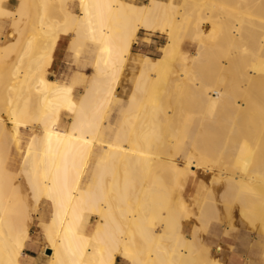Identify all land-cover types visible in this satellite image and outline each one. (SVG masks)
Listing matches in <instances>:
<instances>
[{"label": "bare ground", "instance_id": "obj_1", "mask_svg": "<svg viewBox=\"0 0 264 264\" xmlns=\"http://www.w3.org/2000/svg\"><path fill=\"white\" fill-rule=\"evenodd\" d=\"M28 1L18 0V6L13 12L5 7L10 0H0V20L12 18L13 28L9 38L7 37L8 42L0 44V65L2 64L0 70L6 67L3 65L4 62L6 65V61L1 60L2 57L10 59L14 52L17 55L19 53L20 58L27 60V63L25 62L27 65L24 63L23 66L26 65L29 70L26 72L24 68V75L17 76L16 72L12 71L14 69H11L12 73H8L11 75L7 79H2L3 72L0 71V86L3 88V95L8 96V99L4 96L2 98L9 101L8 108L4 105V108H7L6 116H0V145L5 144L8 150L7 157H9L6 168H3L6 161L3 162L0 159L3 164L0 165L2 167L0 168V189L3 178L7 185L11 183L10 186L16 183L13 182L14 179H19L18 174L8 170L17 165V158L11 157V143H14L22 127L28 129L34 126L38 132L35 131L28 143L19 174H23L26 179V189L31 199V201H25L27 216L32 217V210L35 212L43 201L50 207L49 220L42 219L41 223L39 222L42 226L43 238L45 237L48 243L46 248L51 252L48 256L49 264H115L118 257L123 258L128 264H196L199 252L198 245L194 241L199 239L197 227L200 224L198 225L194 220L202 222L209 213L214 212L213 209L211 211V205L215 204L213 189L202 182L196 183L194 191L189 196L194 209L189 208L181 198L171 205L169 203L171 199L168 197L166 199L162 195L165 201L161 202L162 196L157 195L152 188L154 183V186L157 185L155 180L157 178L158 182L160 177L157 175L161 171H164L161 172L163 175L164 173L167 175V171L171 172L173 177L171 173L170 177L177 183L181 180L185 182L192 180L190 175L191 173L195 175L196 169L209 174L213 173V175L210 174L213 178L209 184H225L223 193L218 187L217 190L222 194L219 199L223 198L225 205L223 208L227 209L226 212L232 213L236 210L242 219L251 223V225L248 223L249 226L254 227L255 223L258 224L257 227L264 234V0L257 1L258 4L256 2L257 5L252 8L250 6L255 4L250 5L252 0H243L247 3L242 5H250L248 8L247 6L243 8L241 5L243 1L237 0L241 6L239 7V2H236L238 7L234 6L237 9H234L235 11L229 10L233 4L227 9L228 4L226 3L225 6L220 0H180L179 9L178 4H174L172 0L167 2L147 0L148 2L146 1L147 3L143 5L126 0H78L81 9L79 15L65 8L63 13L60 10V13L64 14V22L67 25L65 29L63 28L64 30H60H63L64 35L72 30L75 33L73 42L80 38H82L80 41H83L85 38L97 44L95 75L93 74L90 78L91 83L89 82V86L85 88L81 99L76 101L73 92L77 84L74 82L68 85L61 84L39 74L38 79H34V81L37 80L32 89L34 90L32 93L35 94L34 99H38L36 108L33 106L35 109L28 103L31 102L30 97L26 99L25 104L22 102L21 106L17 103L23 100L24 91L30 90L29 83L33 82L31 79L34 78L31 76L30 72L34 74L31 69L39 67L37 60L42 50L38 52L40 48L38 43L43 39H46V43L50 39L52 45L58 42L59 34L56 32V26L59 27L60 23L57 22V24L56 19L53 21L54 13L52 12L55 7L58 11L59 2L63 1L64 4V0H39L40 15L37 14L38 0L35 2L37 5L33 3L35 8H32L31 4L32 11L36 10L35 15L31 12L35 21L33 20L30 25L31 34L26 37L25 42L22 41L20 44L19 41L23 38L21 35L24 32V21L26 22L28 15ZM55 1L59 4H55ZM249 1L251 2L248 3ZM170 12L175 13V16L172 14L173 16L169 17H173L172 19L168 18ZM162 18H168L169 29L162 27V24L160 27L159 20ZM207 24L213 26V28L210 27L213 30L206 36L208 41H211L209 45L203 37ZM158 28L159 31L167 33V42L163 46L162 55L156 59L146 55H134L132 49L138 32L140 30L157 31ZM188 38L192 39V43L186 45L185 40ZM218 38L221 39V46L215 47L212 41ZM42 45L41 48H43ZM76 46L75 49L78 47ZM187 46L195 50L190 56L184 51ZM208 51L211 54L220 51L223 61L219 60L216 64L214 63L216 61H210L214 66L207 72L197 70L194 65L201 67L203 61L206 63L205 60H211L206 59L209 55ZM48 54L46 55L45 52L43 59L46 56L48 58ZM180 58H182L183 66L178 65L182 69L178 72L177 79L169 81L173 86L171 110L160 108L157 122L161 130L156 131L157 134L159 132L160 140L163 136L161 141L170 146L168 149L173 150L171 155L174 156L180 151L171 148L173 142L170 141L171 138H176L174 146L183 149L179 159L171 155L165 156L163 151L153 155L155 152L159 153L156 151L159 143L157 149L155 144V150L154 148L152 150L151 143L149 145L151 150L149 148L146 150L149 151L148 153L153 152L150 155L155 156L154 158L149 155L147 157L150 159L146 156V159L142 158L146 155L142 153L145 147L153 140H144L148 142L147 145L144 143L146 146L139 141L135 143V140H132L134 135H139L138 137L143 139L142 136L145 134L139 130L142 136L140 134H129L132 138L126 134L124 136L123 133L126 132L121 126L125 123L120 126L112 142L104 141L100 135L104 126L105 110L115 98L126 95V92H119L125 67L131 65L138 70L131 91L127 95L129 105L126 112L134 115L143 111L140 108L142 107L140 98L143 100L144 97L146 104H151L156 97L163 94L166 96V88L164 89L162 84L163 76L165 77L169 67ZM49 59L52 60L53 57ZM188 61L191 62V69L187 68ZM204 63L203 67H206L208 64L204 65ZM9 65L7 63V66ZM8 69L10 67L5 69V74ZM203 72L205 74L202 75ZM34 75L36 77L37 73ZM0 103L2 105L7 102ZM183 104L186 107L193 106L192 109H199L197 113L202 121L200 127L202 126L205 130L202 134L197 127L199 133L193 137L194 140L191 145L189 144V149L183 147L187 145L185 141L179 143L176 134L181 128L178 125L179 128L176 129V125L185 111ZM188 108L190 107L188 106L186 110ZM150 110L149 115L153 112L151 110L150 113ZM63 111L73 115L67 130L59 126ZM140 114L142 115L143 112ZM140 114L139 118H135L134 115V118L130 119L127 117L129 114L126 113L127 122L128 119L131 120L128 125L132 123V120L134 123L136 119L139 121ZM149 115H147L148 118ZM146 119L140 120L141 123ZM124 120L123 122H126ZM148 120L151 126L154 119ZM138 121L136 123H139ZM147 126L145 124L144 128ZM150 126L148 128H151ZM133 128L128 131L138 133L137 128L134 130ZM167 137H171L169 141L171 145L165 141ZM147 138L150 139V136L148 135ZM124 141H127L129 146L131 144V147H125ZM137 142L141 144L140 147L145 146L141 149L142 155L139 156L136 151L139 149ZM95 147L100 148L102 152L96 154ZM93 157L95 158L93 178L84 188L83 183ZM9 173L13 174L12 178L5 177V175L10 176ZM9 179L13 180L10 182ZM162 180H159L161 184ZM170 181L173 182L172 179ZM138 185L141 186L138 187L139 189ZM19 186L21 184L13 188ZM159 187L162 188V185ZM18 189L21 191L20 187ZM161 192L164 194V189ZM211 200L213 203L210 202ZM121 203L124 204V208L121 207ZM217 212L210 215H213V218L216 217L213 219L216 221L218 216L214 215L219 214L220 210ZM15 213L11 199L5 197V200L0 203V264H29L26 249L31 245L30 230L25 228L21 232H13L11 216ZM210 216L209 219L212 218ZM224 216L226 217L227 213ZM93 217L97 218L94 225H92ZM235 218H231V221ZM219 219L221 221V217ZM204 222L209 223L208 220L202 223ZM189 223H194L195 226L191 236H186L184 229ZM204 224L205 228L206 223ZM157 227H160L161 231H158ZM206 229L207 227L202 228L204 231ZM165 239H169L174 247L171 252L168 251L169 253L162 251ZM221 247H223L222 244L216 249L218 252L221 251L220 253H222ZM212 261L210 264L217 263L216 260Z\"/></svg>", "mask_w": 264, "mask_h": 264}, {"label": "rangeland", "instance_id": "obj_2", "mask_svg": "<svg viewBox=\"0 0 264 264\" xmlns=\"http://www.w3.org/2000/svg\"><path fill=\"white\" fill-rule=\"evenodd\" d=\"M126 1L132 2V3L137 4V5H143V4H146L148 2L147 0H126ZM163 1L167 2L169 0H163ZM172 1H173L174 4H176V5L178 4L177 5V8L179 9L180 8V5H181V1L180 0H172ZM220 1H222L225 6L228 4L226 6V8L227 7L229 8L233 4V6H232L233 9L230 7L231 9H229V10H234V9L237 10L236 8H234L235 5L237 6V4H235L237 2V0L236 1L235 0L234 1L233 0H220ZM224 1H225V3H224ZM253 1L254 0H252V2L251 1L248 2V3L251 2L250 5L253 4V3H255L254 5H251V6L248 4L251 8L252 7H255L258 4L257 1H259V0H255V2H253ZM35 2H36V0L34 2H32V0H29L28 1V15H27V20H26V22L24 21V23H25L24 28H23V31L24 32L21 35L23 38L20 41L18 39V41L20 42V44L22 43V41L25 42L26 39H27L26 37L31 34L30 33V25H31L32 21L34 20L33 19L34 15H35L34 12H36L35 9L32 11V8H35L36 7L35 5H33V3L37 5V3H35ZM62 2L63 1H60L59 2L61 5L58 2H56L55 4H59L60 8H59L58 11H56V9H58V8L55 7V10H54L55 12L54 11L52 12L55 15V18H54V15H52L53 16V19H54L53 21H55V19H56L55 22L56 23L57 22L60 23L59 24V27L60 28L57 25L58 23L57 24L55 22H54L55 24L53 23L55 26L57 25L56 26V32H58L59 38H60V36L64 35L62 31L65 29V27H67V25L64 22V20H65V17H63L64 14H62L63 13V8L73 11L71 7L74 6L76 12L78 13V11H79L78 8H77V2H78V0H67V2H65V0H64V4L65 5ZM256 2H257V4H256ZM242 3H247V2L246 1L241 2V5H242ZM17 4H18V1L17 0H13L9 4H7L5 7L7 9L15 12L16 7H17ZM31 4H32V8H30ZM55 4H53V5H55ZM239 4H240V2L238 3V5ZM62 5L64 7H62ZM241 5H239V7ZM246 6H247V4H246ZM246 6H243V8L244 7L246 8ZM249 6H247V8ZM39 8H40V6H39V0H38L37 14L40 15L41 14V11H40ZM60 10H62L61 11L62 13H60ZM31 12H33L34 15H32ZM56 12H58V13L56 14ZM80 13H81V9H80ZM80 13H78L77 15H79ZM172 14H173V12H172ZM172 14L170 12L168 14L169 15L168 18ZM173 15L175 16V13ZM168 18H162V19L159 20L160 27H161V24H162V27H164L165 29L166 28L169 29V20H168ZM172 18H169V19H172ZM11 23H12V18H10V19L9 18L8 19H1L0 20V34H1V36L4 37V39H0V44L1 45L2 44H5V42H8V39L6 38V36L8 35L9 32L13 31V28L11 26ZM61 23L63 25H61ZM210 27L213 28V26L211 24H207L205 26V30L206 31H205V33L203 35V37H205L204 39L206 40L207 45H209V43H211V41H208V39L206 38V36L211 32V30H213ZM60 29H63V30H60ZM159 30H160L159 28H158L157 31H154V30H150V31L149 30H144V31L143 30H140L138 32V34H137V37L135 38V44L133 45V49H132L133 54L134 55H140V56H145L146 55V56L151 57L152 59L159 58L162 55V53H163L162 52L163 51V46L167 42V33H163V32H161ZM69 33H72L73 36L75 35V33L72 30L69 31ZM80 39H82V38H80ZM80 39H76V40L80 41ZM69 40H70V38L68 39V41ZM76 40H75V42L72 43L73 44L72 45L73 48L71 47V49H70V52L72 53V56H71V53L69 52L68 47H67V50L64 53L62 59L57 60L56 62H55V50L57 48V43L58 42H56L55 44L52 45L50 39H49V42L48 43H46L47 42L46 39L41 40L39 42V43H41V45H42V43L49 44V45L44 44V46L42 45L43 48L45 47L44 50H43V48H41V45L38 43V45L40 47L38 49L39 50L38 52H41V50H42V52L39 53L40 56H38V53H36L37 56L39 57V59L37 60V62L39 64L38 65L39 67L38 68L36 67L34 69H31V70L34 71V74L37 73V75L35 77V75L32 74L33 72H30L31 73V76L34 77V78L32 77L33 79H31V80H33V82L30 81V83H29V88H30L31 91L30 90L29 91L27 90V92L24 91L23 96H22V99L23 100H20L17 103L19 106H21L22 105V102L24 103L26 101V99L27 98L29 99V97H30L31 102H28V103L31 104V108H34V107L36 108V104H37L36 102H38L37 101L38 99L37 100L34 99L35 96L33 97V95H35V94L32 93V91H34L32 89H34V86L36 85V80L38 79L39 74L40 75L43 74L45 76L48 72H49L48 74L52 76L51 77L52 79L57 78L60 82H64V83H69L70 77H71V75L75 71H82L85 74H87V75H81V76L79 75V79H78L79 81L78 80L76 81V84H78V85H77V87H76V89L74 91V99L76 101L79 100V98L81 97V93L84 92L85 91V88L87 86H89V84L91 83L90 78L93 77V74L95 75L94 67H95V61H96L97 56H98V49H97V44L95 42L91 41L90 39H85L84 38L83 41L82 40L80 41L82 44L80 42L76 41ZM185 42H186V45H189L190 43H192V39L190 38V40H189V38H188V39L185 40ZM220 42H221V39H219V38L217 40H215V41H212V43H213V45L215 47H217V45L218 46L219 45L221 46V43ZM80 44L82 45V47H81ZM45 45L47 46V49H46V46ZM68 46H69V44H68ZM75 46L77 47L76 48L77 50L75 49ZM45 49H46V51H45ZM51 51H52V56H51ZM184 51L187 52V55L190 56L195 50H194V48H191V47H188L187 46ZM45 52H46V55L49 53L48 54V58L46 56L43 59V57L45 56ZM208 52H209V55H207L208 58H206V59L209 60V58H210L211 60H209V61H206L205 60L206 63H204V61H203L202 64H201V67L198 66V65H194V67L197 68V70H199V71L202 70L204 72H207V71H209V70L212 69L211 67L214 66V64H213V66L211 65V62L216 61V62H214L216 64V63H219V60L220 61H223L222 57L220 56V54H221L220 51H216V54L215 53L211 54L210 51H208ZM12 55L13 56L10 59L9 58L6 59L5 57H2V59H1V60L6 61V65L4 64L5 62L3 63V65L6 66L5 69H7V68L10 67V69H8V72H6V74H5V71L6 70L4 68H3L4 70L1 68V70L3 72V73L1 72L3 74L2 75V79L9 78L10 77L9 75H11V74H8V73L9 72L12 73V71L13 72H16L17 76L24 75L23 74L25 72L24 71L25 70L24 68H26V70H27L26 72L29 71L27 69V66H26L27 65L26 64L27 63V60L26 59L20 58L21 55L19 53L17 55L14 52ZM49 55H50V57H49ZM212 55H213V57H212ZM214 56H216V57H214ZM52 57H53L52 60L49 59V58H52ZM9 62H10V65H9ZM209 62H210V68H209V64H208ZM7 63H8L9 66H7ZM24 63L26 65L23 66ZM46 63H48V64H46ZM175 63L171 67H169V69H168V71L166 73L167 76L166 75H165V77L163 76V83L162 84H163L164 89L166 88V90H165V92H167V94L165 93L166 96H164V94H163V96L156 97V99L151 102L152 105L150 103H149L150 105L148 103L146 104V102L144 100V97H143V100H141V98H140V101H142V103H141L142 104V107H140V108H142V110H143L141 112H143V114H145V116H142L143 114L141 115L140 114L141 112H139V114L141 115V118H143L144 120L147 118L146 119L147 122L145 121V122H142L141 123V121H143V119H141V118L139 119V121H138V119L135 120L136 122L138 121L139 123H136V122L134 123L133 120H132V123L131 122H130L131 124L129 123L130 127L128 125V122L131 121L130 119L134 118L133 117L134 115L136 116L135 118H137L139 116V114L137 113L138 114V116H137V114H134L133 115V114H130L129 112H126V110L128 108V105H129V99H127V95L131 91V88L133 86V83H134V80H135V77H136V74H137L138 70H137V68L136 69L133 68L134 66H131V65H128L127 67H125L124 71L122 72L121 81H120V84H119V92H121V93L126 92V95H122V97L115 98L112 102H110L111 104H109L110 105V106H108L109 108L107 107V110H105V116L103 117V121H104L103 125L104 126H102L101 135H100L101 138L104 141L112 142L113 139L115 138L116 132L119 131L120 126L123 123H125L127 125L124 124V125L121 126V127H123L124 132H126V133H123L124 136H125V134L127 136H130L129 134H133V135L134 134H140L142 136V133L144 132L145 135L142 136L143 139H141L140 137H138L139 135L138 136L137 135H134L135 136L134 137L135 139L131 137L132 135L130 136L132 138V140H135L134 141L135 143H136V141H139V143H141V144L143 143L142 145H145L144 143H146V145H147L148 142H145V141L153 140V141H150V144H148V146H146V145H145L146 147L143 146V147H145V149L143 147H140L141 144H139L137 142V144L139 146L138 147L139 149L136 150L139 153V154L137 153L138 156L139 155H142V153H144V154L146 153V155H143V157L142 156H140V157L145 158V156H146V158H149L150 156H152V158H154L155 156H153V155L160 154L159 151H163L162 153L165 156L173 154V150L172 151H169V149H168L170 146H168V144H163L165 142H162L161 141L162 138H163V136H161V140H160L158 138V137H160L158 135L159 132L157 134L156 131H158V130L160 131L161 130L160 125L157 122V120H158V112H159L160 108L161 109H166V110H169V109L171 110V106H172L171 103L173 101L172 100V96H171L173 91H171V90L173 89V86H172V83L169 82V81L170 80L173 81V79H177L178 74H179L178 72H180V70L182 69V68H180V66H183L181 64L182 63V58L176 60ZM203 63H204V65L205 64H208V65H206V67H203ZM186 65H187V68L190 67V69H191L192 66H190L191 65V62L190 61L186 62ZM53 67H55V70H56L55 73H53L52 70H51ZM194 67H193V69H194ZM11 69H14V70L11 71ZM37 69H39V70H37ZM39 71H41V72H39ZM204 72L202 73V75L205 74ZM200 74H201V72H200ZM5 76H6V78H5ZM0 78H1V74H0ZM35 78H37V79L34 81ZM164 82H166V83H164ZM168 83H170V84H168ZM165 84H167V85H165ZM167 88H168L169 91L167 90ZM0 89H2L1 92H0V99L2 98V96L7 97L5 99H8V96H6V94L3 95L4 92H3V88L1 86H0ZM2 99H3V101H2ZM2 99L0 100V102H3V103L7 102V103L6 104H2V105L0 103V105L2 106V107H0L1 108L0 109V116H6V114H5L6 112L5 111L8 108V104H9L8 102L9 101L8 100H5L4 98H2ZM4 100H5V102H4ZM145 104L146 105H149L148 106L149 108L152 107L151 110L153 112L148 107H146ZM4 105H7V108H4L5 107ZM188 106L190 107V108H188L189 111L186 110ZM188 106L187 107L186 106L184 107V110L185 111L183 112V115L181 117L182 120L180 119V121H178V124L176 125V129L181 126L180 130L176 133L177 134V137H178L177 140L179 139V143L181 141H185L186 142L187 145H184L183 146L185 149H187V148L189 149L190 148L189 144L191 145L193 143V140H194L193 137H196L197 136V133H199L201 131L202 134H203L205 132V130L203 129V127L202 126H201L202 128L200 127L202 121H201V116L197 113V110L199 111V109H197V110H196V108H193L192 109L191 107H193V106H190V105H188ZM147 108L150 110V113L152 112V114H150V115L148 114L149 113V110ZM106 111H108V112H106ZM190 111H192V113ZM188 112H190V113H188ZM126 113L129 114V116H127V117L130 118V119H128L129 120L128 122H127ZM193 113H195L196 115H194ZM146 114L149 115L150 120L154 119L152 122L150 121L152 123L151 126H150V124H148L149 123V120H148L149 118H148V116ZM131 115H132V117H130ZM151 115H152V117H151ZM72 117H73L72 114L70 115V113L68 111H64L63 114H62V120L63 121H60V123H59L60 128L61 129H64V130L65 129L67 130L68 127H69V124L71 122ZM125 117H126V120H124ZM123 120L126 121L127 123L126 122H123ZM180 122H182V123H180ZM189 122H190V124H189ZM143 123H144V125H143ZM157 123H158V125L155 126L154 124H157ZM135 124H137V126ZM139 124H140V126H139ZM145 124H146V126L147 125L148 126L144 128ZM178 125H179V127H178ZM134 126H136V128H137L136 131H138V133H136V132L130 133V131H128L129 129H132ZM149 126L151 128H148ZM187 127H189V128H187ZM197 127L199 128V132L197 131V129H198ZM134 128H133V130H134ZM155 128H157V129H155ZM182 128H183V130H182ZM35 129L36 128H34V126L29 127L28 129L22 127L21 130H20L21 132H19V134L16 136L14 143H11V146H10L11 157L12 158H14V157L17 158V166H16V169L15 170H11V169H8V170L11 171V172H13V174H18V178L19 179H14V180L13 179H11V180L9 179V180H10V182L13 180V182L15 181L16 183L21 184V186H19L20 189H21V191L18 189L19 187L18 188H13V186H18V184L14 183V185L10 186L11 183L9 184V182H8L9 185H7V183L4 182V178H3L2 185H1V189H0V191H1L0 192L1 193L0 194L1 195L0 196V203L5 200V197H8V198L11 199V205L14 206V209L16 211V213L13 214V216H11V225H12V228H13L12 230H13L14 233L21 232L25 228H29V230H30V242H31V245H29L28 248L26 249V255H27V259L29 260L28 261L29 264H49V261L50 260H49V257L48 256L50 255L51 252L46 248V247H48V243H46L47 241H46L45 237L43 238L44 234L42 232V226L40 224L41 223L40 220H42V219L45 220V221H48L49 220L50 215H51V213H50L51 212L50 211V207L46 204V202L43 201L40 204V206L37 208V210H38V211L36 210L37 212L36 211L34 212V210H32V212H31L32 213V217L27 216L26 210H25V203H26L25 201H31V199H30V196H29V192L26 189L27 188V185L25 184L26 183V179L24 178L23 174H19V171H20V168H21V162H22L23 156L25 154V151L27 150L28 142L34 136L35 131L38 132L37 131L38 129H36V130ZM139 130L142 133H139ZM149 130H151V131H149ZM153 130H154V132H152ZM203 130H204V132H203ZM110 131L112 133H109ZM145 131L147 133L148 132L149 133L147 134ZM109 134H111L112 136L109 135ZM148 135L150 136V139L147 138ZM190 135H192V137H189ZM136 136H137V138H136ZM152 136L154 137V139H151V138H153ZM170 138L171 137H169V138L167 137V140H165V141L168 143L170 141ZM191 138H192V140H191ZM142 141H144V142H142ZM175 141H176V138H171V141L170 142L171 143L173 142V143L171 145V143L169 142V144L171 145V148L173 147L174 150L177 149L176 151L179 150L180 152L179 153L176 152L175 153L176 156H174V155H171V156H174V158L179 159V157L181 156V154L183 152V149L176 148L174 146V142ZM126 142H125V144L123 143L124 146L126 145L125 147H131V144L129 146L128 145L129 143L128 142L126 143ZM151 143L153 145V147L150 146V148H152V150L155 147L154 146L155 144H156V149H157V144L159 143L158 147L161 150H159V148H158V150H156L159 153H156V152L153 153L152 152L153 155H150L152 153H148L149 151L148 152L146 151L149 148V145H151ZM142 148L146 152L145 151L142 152L141 151ZM0 149H1L0 150V153L3 151L0 154V156L2 155L1 156L2 158L0 157V159H2L3 162L6 161L4 163L5 165H3L2 164V160H1V162H0L1 164L0 165H3V168H6L7 165H8V162H9V160H8L9 157H7V151L8 150H7V147L5 146V144L0 145ZM94 150H95L96 154L102 152V150L100 148H97V147H95ZM138 150H140V152ZM154 150H155V148H154ZM169 152H172V153H169ZM163 154H162V156H163ZM147 155H149V157H147ZM165 156H163V157H165ZM5 157H7V159ZM94 163H95V158L93 157L91 159V161H90L89 166H88L87 176H86V179L84 180V183H83V187L84 188L89 185L90 181L93 178L92 175H93L94 169H95ZM0 168H2V167L0 166ZM194 171H195V175H194V173L193 174L191 173V175H190L192 177V180L190 179V180H188L186 182L183 181V180H181V181H179V183H177L175 181L178 184V185L176 184V186H174L175 185V182L173 181L174 178H172L173 177V174L171 172H168L167 171V173H168L167 175H166V173H164V175H163V173H161V172H164V171H161L160 173L158 172L159 174L157 173L158 174L157 176H159L161 180L163 179L162 180L163 182L161 184V181H159L160 179L158 177V179H159L158 180L159 184H158L157 178H156V180H155V182L157 184L156 186L159 187V186L162 185V188L167 193V196H166V193L165 192H164V194L161 192V190H163L161 187L158 188V187L154 186L155 183H154V185H153L152 188H154L153 190H154V192L156 191L155 193L157 195H159V196L164 195L166 197V199L170 198L171 200L169 201V203L171 205L175 204L177 202V200L179 198H181L189 206V208L194 209V206L191 203V199H190L189 196L194 191L195 186H196V183L202 182L205 186L208 187L210 185L212 187V189H213V196H214L213 199H215V200H213V202L216 205L215 204H212L211 205V211L213 209V211L216 212V213H218L217 212L218 210H220V212H219V214H215L214 215V216H218L217 221L216 220H213V219H216V217L213 218V215L210 216L211 214H214V212H211V213L208 214L212 218L209 219V216L207 215V217L203 220V221H205V220L207 221L208 220V222H209L208 224H207V222H204V223H206L205 228L207 227V229L205 231L202 230V228L205 229L204 228V225L205 224L202 223L203 221L201 222L199 220H194L195 222H197L198 225L200 224L199 227H197L199 230L196 228V231L198 230L197 233H198L199 239L194 241L198 245V247H197L198 250L197 251L199 252L198 255H197L196 264H210L214 257L215 258H214L213 261L216 260V262L218 264L219 263L226 264L227 262H229L232 259L235 260L238 264H248V263L249 264H264V258H263L264 257L263 256L264 255V234H262L261 231H260V229L257 227L258 224L256 225V223H255V226L254 227L256 229H254V227H252L253 225L252 226H249V224L251 225V223L249 221L245 220V219H242L239 216V214L237 213L236 210H234L232 213L226 212L227 209L226 208L225 209L223 208V205H224L223 204L224 203L223 198L222 199H219L222 196V194L220 193L219 190H221V192L223 193V191L225 190V187H224L225 184H223V183L216 184V185L213 184V183L212 184H209L210 180L212 181L211 178H213V176L211 177L210 174L213 175V173H210L209 174V173H206V172H202L203 170L201 171L199 169H196ZM2 173H3V171H2ZM170 173L172 174V177H170L171 176ZM13 174L10 175V173H9L10 176H6L5 175V177L6 178L11 177ZM161 176H162V178H161ZM166 176H169L170 179H169V177H166ZM164 177H165V179H164ZM22 179L24 181H21ZM171 179H172L173 182L170 181ZM6 181H8V179ZM4 183H6V184H4ZM168 184L169 185L172 184V186L171 185L168 186ZM139 185L137 186V188L138 187H141ZM217 187L219 188V190H217L218 189ZM155 188L156 189L158 188V189L155 190ZM157 192L158 193L161 192L162 194L161 193L158 194ZM216 197H218V198H216ZM160 199H162L161 202L165 201V199H164L163 196H162V198L160 197ZM174 199H176L175 202H174ZM210 202L213 203L212 200ZM123 206H124V204L122 205V203H121V207H123ZM40 207H41V209H40ZM213 207L218 208V209H216L217 211ZM123 208H120V209H123ZM225 212L227 213V216L226 217L224 216V215H226ZM220 214H221V216H219ZM237 214H238V216H237ZM229 215H231V216H229ZM228 216L231 217V218H235V217L236 218L231 221V218H229ZM220 217H221V221L219 219ZM229 221L231 222L230 223L231 225L229 224ZM96 222H97V218L93 217V219H92V225H94ZM194 226H195V224H194ZM157 230L158 231H161V228L160 227H157ZM184 233H185L186 236L187 235L188 236H191L190 233H188L186 230H184ZM166 241H169V239L168 240L165 239L163 241V244L165 246L162 247V249L164 248V250H162V251L164 253H169L168 251L171 252V249L174 248V247H172V243H170V241L169 242H166ZM220 244H222V246H223L221 248H222V253H224V254L220 253L221 251L218 252L216 250L217 249V246L220 245ZM213 254H214V256H213ZM218 254H219V256H218ZM216 255H217V257H216ZM217 259H218V261H217ZM221 260H223V261H221ZM217 263H215V264H217Z\"/></svg>", "mask_w": 264, "mask_h": 264}, {"label": "crops", "instance_id": "obj_3", "mask_svg": "<svg viewBox=\"0 0 264 264\" xmlns=\"http://www.w3.org/2000/svg\"><path fill=\"white\" fill-rule=\"evenodd\" d=\"M11 1H13V0H10V2ZM18 1V0H17ZM17 6H18V4H17ZM72 8V10H73V12L75 13V14H78V13H80V6H79V3L77 2V8H78V13L76 12V10H75V7L73 6V7H71ZM9 34H10V32L8 33V35L6 36V38L7 37H9ZM61 38V39H60ZM60 38H59V40H58V43H57V48H56V50H55V62L57 61V60H60V59H62V57H63V55H64V53L66 52V50H67V47H68V50H69V52H70V49H71V47L70 46H72V43H73V34L72 33H68L67 35H62V36H60ZM70 38V40L68 41V39ZM72 38V39H71ZM0 39H4V37L3 36H1V34H0ZM68 44H69V46H68ZM71 44V45H70ZM71 53V52H70ZM71 56H72V53H71ZM52 72L53 73H55L56 72V70H55V67H53L52 69ZM49 73V72H48ZM46 74L45 75V77L48 79V80H50V81H54V82H58V83H61V84H73V82L76 84V81L79 79V75L81 76V75H87V74H85L84 72H82V71H75L72 75H71V77H70V81H69V83H64V82H60L57 78H54V79H52L51 77V75H49V74ZM78 76V77H77ZM76 78V79H75ZM78 85V84H77ZM77 85H75V88H74V91H75V89H76V87H77ZM82 94H83V92L81 93V97H82ZM73 97H74V92H73ZM81 97L79 98V100L81 99ZM78 100V101H79ZM64 112V111H63ZM63 112H62V114H63ZM62 114H61V118H60V121H63L62 120ZM71 115V114H70ZM4 117V116H3ZM21 132V131H20ZM28 132V131H27ZM29 143V142H28ZM17 166V165H16ZM16 169V167L15 168H11V170H15ZM189 226V227H188ZM190 226H191V228H190ZM193 227H194V224L193 223H189L186 227H185V229L184 230H186L188 233H190L191 234V231H192V229H193ZM115 264H128L123 258H121V257H118L117 258V260H116V262H115ZM226 264H238L235 260H230L229 262H227Z\"/></svg>", "mask_w": 264, "mask_h": 264}]
</instances>
